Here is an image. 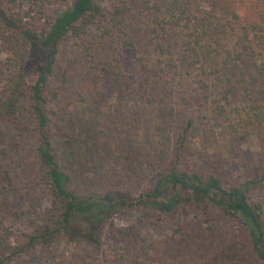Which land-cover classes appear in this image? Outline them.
Listing matches in <instances>:
<instances>
[{
	"label": "trees",
	"instance_id": "trees-1",
	"mask_svg": "<svg viewBox=\"0 0 264 264\" xmlns=\"http://www.w3.org/2000/svg\"><path fill=\"white\" fill-rule=\"evenodd\" d=\"M101 1L0 0V51L4 53L0 67L6 78V84H0V122L19 125L32 139L38 176L56 205L42 226L43 234L49 239L63 235L73 240L82 236L73 235L74 222L87 232L93 228L87 226L90 221L100 222L101 215L114 210L125 213L141 204L161 216L190 204L200 212L187 234L194 244L182 258L166 257L162 251L156 264H249L250 258L264 264V195L251 197L248 185L252 181L225 186L214 173L183 167L178 155L171 158V136L164 125L155 128L151 185L138 199L131 195L120 199L118 191L110 188L86 195L71 189L72 177L58 163L50 132L56 110L48 97L49 80L60 44L70 38L80 42L89 34L91 23L106 21ZM128 2H135L141 15L144 49L134 39L131 20L125 22ZM65 3L67 8L59 10ZM110 15V27L103 36L109 34L116 42L115 54L86 50L81 55L94 70L112 77L103 85L91 83L97 95L85 99H107V93L123 88L126 82L152 96L172 89L179 79L190 78L206 113L197 121H185L180 143L185 144L187 135H252L264 158V96L243 98L244 93L249 95L244 83L246 73L253 72L251 67L256 65L264 76V0H122ZM35 49L42 52L38 64L32 59ZM125 61L133 69L130 81ZM31 68L35 75L29 81ZM195 100L194 94L182 97L185 105ZM5 178L9 184L10 176ZM261 181L264 184V175ZM18 248L9 227L0 220V264Z\"/></svg>",
	"mask_w": 264,
	"mask_h": 264
},
{
	"label": "rangeland",
	"instance_id": "rangeland-1",
	"mask_svg": "<svg viewBox=\"0 0 264 264\" xmlns=\"http://www.w3.org/2000/svg\"><path fill=\"white\" fill-rule=\"evenodd\" d=\"M121 1H101L106 21L91 23L84 40L74 42L70 38L60 44L49 80L48 97L53 99L56 110L50 132L56 143L58 163L72 177L71 189L86 195L110 188L118 191L120 199L126 195L138 199L141 191L151 185L155 128L161 124L171 136L168 142L171 158L178 155L183 167L214 173L225 186L252 181L248 185L251 197L264 195L261 181L264 158L258 140L252 135L213 137L207 133L203 138L187 135L185 144L180 143L178 138L185 121L193 118L197 121L206 113L205 106L198 104L201 95L190 78L179 79L172 89L152 96L145 94L141 86L126 82L123 88L107 93V99L93 102L85 99L97 95L91 83L103 85L112 75L94 70L81 54L86 50L115 54L116 42L109 34L103 36V31L109 29L110 13ZM134 3L128 2L130 10L125 22L131 20L134 39L144 49L141 15ZM67 6L68 3L60 5L59 10ZM41 54L40 49H35L32 54L35 63L41 61ZM2 59L4 53L0 51ZM251 69L253 72L246 73L244 83L249 93L243 94L246 100L264 96V76L256 65ZM124 70L129 81L132 80L130 62L125 61ZM33 75L31 68L29 81L34 79ZM0 84H6L1 67ZM193 94L196 100L185 105L182 97ZM204 121L209 125L208 119ZM214 128L220 131L219 126ZM33 151L28 132L23 133L19 125L0 122V220L9 227L14 244L19 246L3 264H156L162 251L166 257L182 258L194 244L187 234H191L192 223L200 212L190 204L161 216L137 204L125 213L114 210L101 215L100 222L90 221L87 226L93 228L88 227L87 232V228L74 222L73 235H82L77 239L63 235L49 239L42 226L56 205L38 176ZM6 174L10 176L9 184ZM250 259L249 264H255Z\"/></svg>",
	"mask_w": 264,
	"mask_h": 264
}]
</instances>
